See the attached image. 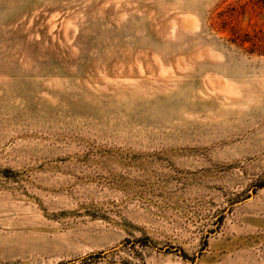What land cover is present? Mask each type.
I'll return each mask as SVG.
<instances>
[{
	"label": "rangeland",
	"instance_id": "rangeland-1",
	"mask_svg": "<svg viewBox=\"0 0 264 264\" xmlns=\"http://www.w3.org/2000/svg\"><path fill=\"white\" fill-rule=\"evenodd\" d=\"M0 264H264V0H0Z\"/></svg>",
	"mask_w": 264,
	"mask_h": 264
}]
</instances>
